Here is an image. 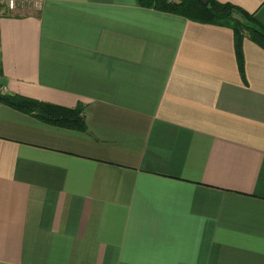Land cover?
Here are the masks:
<instances>
[{
  "label": "crops",
  "instance_id": "crops-1",
  "mask_svg": "<svg viewBox=\"0 0 264 264\" xmlns=\"http://www.w3.org/2000/svg\"><path fill=\"white\" fill-rule=\"evenodd\" d=\"M264 24V0H217ZM137 0L0 14V264H264V49Z\"/></svg>",
  "mask_w": 264,
  "mask_h": 264
},
{
  "label": "trees",
  "instance_id": "trees-1",
  "mask_svg": "<svg viewBox=\"0 0 264 264\" xmlns=\"http://www.w3.org/2000/svg\"><path fill=\"white\" fill-rule=\"evenodd\" d=\"M207 5L198 0H137L139 6L160 12L182 16L202 24L230 28L234 33L235 51L240 74L245 82L244 40L264 49V24L244 9L217 0H206ZM0 103L38 120L62 129L86 132L85 107L79 104L67 108L41 102L17 94L3 93L0 87Z\"/></svg>",
  "mask_w": 264,
  "mask_h": 264
},
{
  "label": "built area",
  "instance_id": "built-area-1",
  "mask_svg": "<svg viewBox=\"0 0 264 264\" xmlns=\"http://www.w3.org/2000/svg\"><path fill=\"white\" fill-rule=\"evenodd\" d=\"M45 0H0V14L6 12H13L18 7L32 8L34 10H41Z\"/></svg>",
  "mask_w": 264,
  "mask_h": 264
},
{
  "label": "water",
  "instance_id": "water-1",
  "mask_svg": "<svg viewBox=\"0 0 264 264\" xmlns=\"http://www.w3.org/2000/svg\"><path fill=\"white\" fill-rule=\"evenodd\" d=\"M198 1H200L201 3L207 5V1L206 0H198Z\"/></svg>",
  "mask_w": 264,
  "mask_h": 264
}]
</instances>
